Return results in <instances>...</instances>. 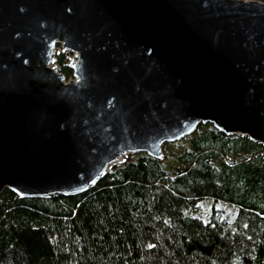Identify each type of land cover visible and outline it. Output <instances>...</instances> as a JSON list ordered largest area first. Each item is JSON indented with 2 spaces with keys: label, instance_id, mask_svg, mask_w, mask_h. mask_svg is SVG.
<instances>
[{
  "label": "water",
  "instance_id": "water-1",
  "mask_svg": "<svg viewBox=\"0 0 264 264\" xmlns=\"http://www.w3.org/2000/svg\"><path fill=\"white\" fill-rule=\"evenodd\" d=\"M205 122L264 147V0H0V192L83 191Z\"/></svg>",
  "mask_w": 264,
  "mask_h": 264
},
{
  "label": "trees",
  "instance_id": "trees-1",
  "mask_svg": "<svg viewBox=\"0 0 264 264\" xmlns=\"http://www.w3.org/2000/svg\"><path fill=\"white\" fill-rule=\"evenodd\" d=\"M171 143L73 194L3 189L0 264H264V147L210 122Z\"/></svg>",
  "mask_w": 264,
  "mask_h": 264
},
{
  "label": "rangeland",
  "instance_id": "rangeland-1",
  "mask_svg": "<svg viewBox=\"0 0 264 264\" xmlns=\"http://www.w3.org/2000/svg\"><path fill=\"white\" fill-rule=\"evenodd\" d=\"M171 144H172L171 141H166V142H164V143H163V149H168L169 147L172 146Z\"/></svg>",
  "mask_w": 264,
  "mask_h": 264
},
{
  "label": "flooded vegetation",
  "instance_id": "flooded-vegetation-1",
  "mask_svg": "<svg viewBox=\"0 0 264 264\" xmlns=\"http://www.w3.org/2000/svg\"><path fill=\"white\" fill-rule=\"evenodd\" d=\"M58 54H62V52L58 53ZM64 54V53H63ZM64 58H65V54H64ZM64 60V59H63Z\"/></svg>",
  "mask_w": 264,
  "mask_h": 264
}]
</instances>
